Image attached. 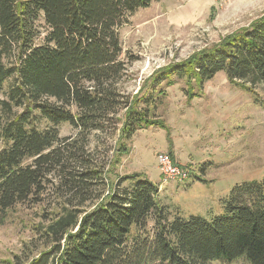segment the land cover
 Segmentation results:
<instances>
[{
	"label": "trees",
	"instance_id": "16d2710c",
	"mask_svg": "<svg viewBox=\"0 0 264 264\" xmlns=\"http://www.w3.org/2000/svg\"><path fill=\"white\" fill-rule=\"evenodd\" d=\"M160 1L0 0V212L37 201L56 173L78 207L94 181L108 182L92 210L54 219V247L28 264H264V178L235 187L222 200L224 214L210 220L171 211L161 185L143 174L110 179L139 131L164 127L156 111L178 82L190 98L219 73L247 90L264 85L263 17L155 72L142 96L124 94L135 59L123 58L120 30ZM62 124L81 140L61 139ZM93 133L119 136L108 171L92 168Z\"/></svg>",
	"mask_w": 264,
	"mask_h": 264
},
{
	"label": "rangeland",
	"instance_id": "374dc122",
	"mask_svg": "<svg viewBox=\"0 0 264 264\" xmlns=\"http://www.w3.org/2000/svg\"><path fill=\"white\" fill-rule=\"evenodd\" d=\"M163 2L166 5L156 2L151 15L176 7L172 14L150 22L151 15L140 13L120 30L123 58L135 59L121 85L126 95L142 96L155 72L212 48L264 17V0H231L223 6L213 1L210 5L207 0H182V5L176 6L175 0ZM194 87L191 98L184 81L167 90V98L156 111L164 127L139 131L128 143L131 150L122 159L125 165L121 162L110 179L143 174L155 185L164 186L159 198L171 211L179 210L184 218L210 220L224 214L222 200L235 187L264 178V85L247 90L219 73L202 90ZM42 125L45 127V122ZM59 130L60 138L67 143L81 140L69 124L60 125ZM117 141L118 134L90 136L87 150L94 170H109L107 164ZM3 147L0 144V150ZM171 152L177 163L190 172L188 181L162 184L156 159L160 153ZM93 183L90 200L78 207L80 201L56 173L48 178L44 194L37 201L0 212V264H28L52 250L55 244L48 230L54 219L66 209L90 211L96 200L107 194V180ZM210 264L248 263L240 259Z\"/></svg>",
	"mask_w": 264,
	"mask_h": 264
},
{
	"label": "built area",
	"instance_id": "2783aa9c",
	"mask_svg": "<svg viewBox=\"0 0 264 264\" xmlns=\"http://www.w3.org/2000/svg\"><path fill=\"white\" fill-rule=\"evenodd\" d=\"M220 6L228 4L231 0H211ZM158 168L162 175V184L184 183L189 180L190 172L175 163L170 154L160 153L157 156Z\"/></svg>",
	"mask_w": 264,
	"mask_h": 264
},
{
	"label": "crops",
	"instance_id": "0c3cea01",
	"mask_svg": "<svg viewBox=\"0 0 264 264\" xmlns=\"http://www.w3.org/2000/svg\"><path fill=\"white\" fill-rule=\"evenodd\" d=\"M157 3H159L160 5H166L165 4V2H163V0H161L160 2H157ZM175 3L176 4H173L174 6H176V5H179V4H181L182 5V0H175ZM207 3L208 4H210V5H212V1L211 0H207ZM155 4H156V2L155 3H153V5L150 7V8H148V9H144V10H140L136 15H138V14H147V15H153V13H152V10L154 9V6H155ZM163 6H161L160 8H159V10H161L162 11V7ZM174 8H176V7H171L170 9H167L165 12H159L156 16H150V17H152V18H150L151 20H150V22L151 21H153L152 19H155V18H165L166 16H168L169 14H172V12L174 11ZM123 162V161H122ZM122 164V163H121ZM125 165V162H123V165L122 166H124ZM150 179V178H149ZM151 180V179H150ZM163 185H161V187H160V192H163Z\"/></svg>",
	"mask_w": 264,
	"mask_h": 264
}]
</instances>
